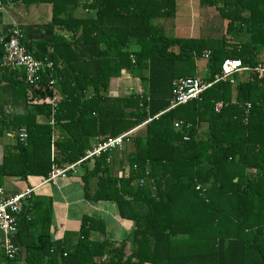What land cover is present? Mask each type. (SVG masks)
Instances as JSON below:
<instances>
[{
  "label": "trees",
  "instance_id": "1",
  "mask_svg": "<svg viewBox=\"0 0 264 264\" xmlns=\"http://www.w3.org/2000/svg\"><path fill=\"white\" fill-rule=\"evenodd\" d=\"M46 1L53 4L54 19L82 27L84 43L98 49L95 60L79 66L85 73L73 81L74 75L67 72L69 92L63 94L55 115L57 124L69 121L62 129L78 135L68 145L59 142L54 155L50 128L44 124L46 133L40 135L47 136L18 143L13 160L5 156L0 164V176L46 179L54 167L64 169L80 161L91 148L90 138L101 145L134 129L120 149L92 159L90 168L86 162L76 167L84 171L81 180L86 188L95 180L93 193L87 189L86 198L114 202L119 217L132 221L133 228L114 243L108 224L95 220L92 227L81 226L73 245L50 242L48 233L40 232L32 238L25 263L264 264V79L238 78L236 86L218 83L200 101L168 110L174 77L184 76V67L192 69L194 58L204 51H210L209 81L225 59L255 65L256 55L264 50V0H197L206 12L215 8L227 20L230 40L215 42L165 35L163 23L176 17L180 0ZM77 9L85 15L76 17ZM233 38L240 42L234 45ZM53 70L44 71L42 81L52 79L59 87ZM123 70L146 71L142 96L135 92L126 99L102 96L109 78ZM84 84L94 93L82 103L74 87L82 89ZM219 103L222 107L216 113ZM38 110L49 119V106H37ZM203 122L208 129L199 135ZM35 127L41 126L33 122L31 128ZM32 198L25 202L33 203ZM31 215L28 222L23 217L30 225L38 222ZM95 230L104 239L90 242Z\"/></svg>",
  "mask_w": 264,
  "mask_h": 264
},
{
  "label": "crops",
  "instance_id": "2",
  "mask_svg": "<svg viewBox=\"0 0 264 264\" xmlns=\"http://www.w3.org/2000/svg\"><path fill=\"white\" fill-rule=\"evenodd\" d=\"M180 1L178 2V6L179 4H183ZM61 7L59 6L60 10ZM199 8L203 9L200 6ZM57 10L59 9L57 8ZM204 13L205 9H203L202 19H204L203 22L207 23L209 18ZM73 14L76 17L85 15L79 9L75 10ZM62 21L61 17L54 19L53 4L46 0H0V39L8 38L10 32L14 28H17L23 35L22 41L26 49L33 53L35 58L40 62L51 63L50 68H43L41 70L37 83L34 86H30L26 82V74L23 69L2 67L1 60L4 52L0 43V164L3 162L5 156L9 158V161L13 160L12 157L18 152L16 149L18 143L25 144L28 139L40 140V138L46 137L47 135L42 134L43 137L40 135L41 131L47 129L43 128L44 124L50 128V141L54 155L58 153L59 142L68 145L70 144V138L72 139V136H75L76 139L78 135L76 131H65L62 129L61 125H67L69 121L63 120L59 125L57 124L55 115L57 114L59 103L65 98L63 94L69 92L67 90L69 88L67 72L70 76L74 75L73 81L76 78L75 76L85 73L84 70H79L81 68L79 66H81L82 62L90 63L95 60L98 55V49L97 47L89 46V43H84L85 34L82 27L75 28L76 26L73 24L69 25ZM157 22L161 23L163 21L157 20ZM198 23V17L195 15L176 13L174 19L163 23V28L165 35L166 33L169 34V38L218 39L220 34L218 36L217 33H214L212 26L204 25L202 29ZM222 27L225 28V32L226 25ZM181 28L183 30H180ZM209 30L210 34H207ZM173 50L176 54L179 53L177 47ZM204 52L210 51L206 50ZM201 57L202 55L194 58L192 69L189 70L187 67H184L186 70L184 76L179 75L174 77L173 89L174 83L178 79L192 78L189 77L191 74L194 75L193 78H199L203 82L211 81L208 80L209 64L203 62ZM70 65L78 69H74ZM94 67L92 66V68ZM46 70H53L54 74L58 75L59 87L53 85L55 81L52 79L47 84L44 82V79L42 81L41 75ZM74 70L76 71L75 74ZM180 71L178 70L177 73H180ZM95 73L93 72V74ZM247 75L241 74L239 78L250 80L248 79L249 75ZM145 76V70L132 73L123 70L118 77L109 78L107 90L104 91V94L101 93V95L114 99H126L130 96V92H135L132 87L135 82L141 89L140 92H135V94L142 96L141 79ZM74 89L82 103L84 98H89L94 93L91 85L86 86L84 84L82 89L75 86ZM50 91L54 95L49 96L47 93ZM53 101H55V105H53ZM41 105L50 107L49 119L44 116L41 110L37 112V106ZM33 122L41 127L32 129ZM207 129V123H201L198 129L199 135H204ZM21 130L26 135L23 139L19 136ZM133 130H128L124 134L128 132L132 133ZM93 138L89 139L91 148L88 151L97 145L98 139ZM118 159L119 162L122 161L121 157ZM85 162L86 167L90 168L89 166H91L92 161L87 160ZM83 172L77 169L76 172L67 174L66 178H58L54 182H46L47 178L36 176H29L26 179L7 175L0 176V186L4 188L6 194L20 193L27 188L34 189L32 193L33 203L29 201L22 204V212L17 217L18 227L16 235L9 238L20 249L21 257L18 264H26L25 261L33 249L32 241L34 239L32 238L38 236L40 232H47L50 242L67 241L71 245L76 243L82 225L86 228L91 224L92 227L95 220L100 222L99 219L108 224L107 231L108 234H111L114 243L121 242L131 232L133 222L119 217L114 202H94L91 198H86L87 189L90 190L91 194L93 193L95 180L90 181L86 188L84 182L81 180ZM31 214L38 220V222L32 225L25 223V220L26 222L30 221ZM48 215L50 220H47ZM23 217H25L24 221ZM32 220L30 223H32ZM84 221L87 223L85 224ZM46 222L49 223V227L47 228ZM94 233H97L99 236H96ZM94 233L91 232L90 242L95 241L96 238L100 240L104 239L101 233L97 231ZM4 240L5 238L0 234V264H6L2 251ZM127 253L128 248L126 249Z\"/></svg>",
  "mask_w": 264,
  "mask_h": 264
},
{
  "label": "built area",
  "instance_id": "3",
  "mask_svg": "<svg viewBox=\"0 0 264 264\" xmlns=\"http://www.w3.org/2000/svg\"><path fill=\"white\" fill-rule=\"evenodd\" d=\"M22 39L23 35L17 28H14L10 32L8 38L0 39L4 52L1 64L3 68L23 69L26 74L27 84L34 86L39 79L41 70L43 68H50L51 63L40 62L36 59L33 53L29 52L23 45ZM209 57L210 52H204L201 58L203 62L208 63ZM255 62L254 66H244L239 59H225L220 65L219 73L214 75L213 80L210 82H203L199 78L178 79L174 83L173 96L168 110L185 105L191 101H200L201 95L215 84L224 83L234 86L241 74H248V79L250 80H252L251 77H255L258 80L264 79V50L256 55ZM53 105H55V101H53ZM246 106L247 109L250 108L249 104H246ZM221 107V103L217 104L215 112L218 113ZM176 128L178 129V125H176ZM130 133L109 138L101 145L94 146L90 151L86 152L80 161L66 166L64 169L54 167L46 182H54L58 178H66L69 172H76V167L81 163L100 158L104 153L120 149ZM19 136L21 139L26 137L23 130L19 132ZM33 192V188H27L23 192L7 195L4 188L0 187V234L5 238L2 251L7 264H18L20 261V249L9 238L16 235L17 217L22 211V204L31 198Z\"/></svg>",
  "mask_w": 264,
  "mask_h": 264
},
{
  "label": "rangeland",
  "instance_id": "4",
  "mask_svg": "<svg viewBox=\"0 0 264 264\" xmlns=\"http://www.w3.org/2000/svg\"><path fill=\"white\" fill-rule=\"evenodd\" d=\"M180 3H183V4H179V6L177 8V14H187L188 13V14H191V15H195V16L198 17V20H199L198 24L201 26L202 29L204 28V25L205 26L206 25L207 26H212L213 27L212 28L213 32L217 33L218 36L220 34V36H219L220 38L218 37V39H222L223 37H225L224 40L225 39H229L230 40L232 34L230 32H229V34L226 31L224 32V30H225L224 27L221 28V26H225L227 24V20L224 22L221 19L220 15H218L216 13V9L215 8L214 9H208L207 12L205 10L204 14L205 15H209V17H208L209 21H207V23H206L205 21L203 22L204 19H202V17H203V9L199 8L197 1H194V0H182V1H180ZM180 30H183V28H181ZM222 32H224V33H222ZM204 33H206V32H204ZM207 34H210V30L208 31ZM166 35H167V37H169L168 33H166ZM189 39H192V38H189ZM243 39H246L245 41H247V36H245ZM212 41L215 42V41H217V39H213ZM232 42L235 43L234 45H236V42H240V41H236V39L233 38ZM234 45L230 44L229 49H232V47H234ZM261 49H264V47L261 48ZM130 58H131V60L134 61L135 57H134V55H131ZM132 87L135 90V92H140V90H141L140 86L137 85L135 82L133 83ZM127 254H129V253H127Z\"/></svg>",
  "mask_w": 264,
  "mask_h": 264
},
{
  "label": "clouds",
  "instance_id": "5",
  "mask_svg": "<svg viewBox=\"0 0 264 264\" xmlns=\"http://www.w3.org/2000/svg\"><path fill=\"white\" fill-rule=\"evenodd\" d=\"M134 131V130H133Z\"/></svg>",
  "mask_w": 264,
  "mask_h": 264
}]
</instances>
